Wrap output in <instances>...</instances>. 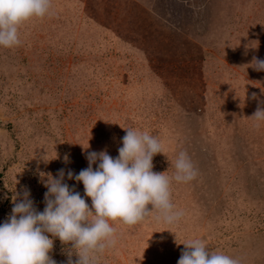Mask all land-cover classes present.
I'll list each match as a JSON object with an SVG mask.
<instances>
[{"label":"rangeland","instance_id":"1","mask_svg":"<svg viewBox=\"0 0 264 264\" xmlns=\"http://www.w3.org/2000/svg\"><path fill=\"white\" fill-rule=\"evenodd\" d=\"M18 32L20 45L0 46V224L25 189L42 212L61 169L84 197L67 172L91 151L116 158L132 128L162 143L154 172L174 177L183 151L198 174L171 180L176 223L155 211L110 222L117 244L98 264H177L193 239L264 264V121L252 118L264 71L251 67L264 60V0H51ZM69 248L56 238L50 255L67 264Z\"/></svg>","mask_w":264,"mask_h":264},{"label":"clouds","instance_id":"2","mask_svg":"<svg viewBox=\"0 0 264 264\" xmlns=\"http://www.w3.org/2000/svg\"><path fill=\"white\" fill-rule=\"evenodd\" d=\"M50 8L51 0H0V46L20 45L19 26L45 17ZM251 65L264 71V60L253 58ZM252 118L264 121V110L258 107ZM122 128L126 134L116 158L107 151H91L86 169L75 175L67 172L69 180L83 183L84 197L64 182L63 169L57 177L48 174L44 182L47 191L42 212L34 207L29 190L14 193L11 214L0 224V264H57L50 255L56 238L70 245L67 264H98L100 256L117 244L116 229L110 222L134 226L154 211L155 219L166 224L181 218L183 213L174 210L170 199V183L172 179L189 182L196 178L198 171L191 159L187 153H179L174 177L154 172L153 157L164 154L162 143L148 132ZM85 197L91 198V207ZM181 244L184 250L177 264H239L226 254L210 251L199 239Z\"/></svg>","mask_w":264,"mask_h":264}]
</instances>
